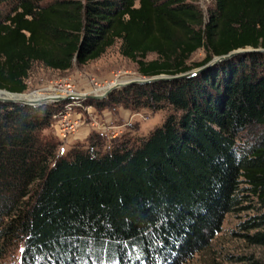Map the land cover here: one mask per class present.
Masks as SVG:
<instances>
[{
	"label": "trees",
	"instance_id": "trees-1",
	"mask_svg": "<svg viewBox=\"0 0 264 264\" xmlns=\"http://www.w3.org/2000/svg\"><path fill=\"white\" fill-rule=\"evenodd\" d=\"M118 41L141 76L185 73L264 48V0H212L206 16L196 0H0V89L22 93L34 63L69 70ZM62 103L0 101V260L184 264L231 214H245L239 234L264 250L263 52L93 103L171 109L145 136L94 129L60 153L44 131Z\"/></svg>",
	"mask_w": 264,
	"mask_h": 264
},
{
	"label": "rangeland",
	"instance_id": "rangeland-1",
	"mask_svg": "<svg viewBox=\"0 0 264 264\" xmlns=\"http://www.w3.org/2000/svg\"><path fill=\"white\" fill-rule=\"evenodd\" d=\"M196 3L206 16L212 6V0H196ZM119 45V41L115 42L99 58L89 61L85 65L74 64L65 71L50 69L40 63L33 64L26 80L27 89L22 92L23 94L27 96L33 94L35 99L57 96L56 91L69 84L74 94L83 95L78 99H69V102L75 103L71 112L72 118H76L79 122L78 129L73 133L61 135L58 122L63 116L59 115L52 121L50 128L44 131L58 137L61 142L60 153H65L74 144L86 143L92 132L100 131L102 128H107L106 131H110L108 134L111 137L115 135L112 138L125 133L131 137L145 136L150 130L161 125L166 116L172 112L171 109L131 111L121 106L112 109L95 108V104H93L95 101L106 99L112 92L123 87L113 89L100 99L87 98L89 95L105 93V89L114 86L116 82L143 77L137 71L136 65L120 54ZM204 56L205 52L203 48H200L191 55L188 63H198L203 60ZM153 57L154 54L148 56L149 59ZM48 103L51 102H46V104ZM88 104L94 106H88ZM107 126L112 127L109 129ZM245 218V214L228 215L221 232L210 246L184 264H245L247 261L238 258L246 255H253L255 259L264 264V250L247 243L245 238L239 234L242 231L239 228V223ZM18 261V253L14 251L13 255L1 259L0 264H17Z\"/></svg>",
	"mask_w": 264,
	"mask_h": 264
},
{
	"label": "water",
	"instance_id": "water-1",
	"mask_svg": "<svg viewBox=\"0 0 264 264\" xmlns=\"http://www.w3.org/2000/svg\"><path fill=\"white\" fill-rule=\"evenodd\" d=\"M263 52L264 53V48H243V49H238V50H234L231 51L230 53L226 54V55H222V56H215L212 60H210L206 65H203L201 67L198 68H194L191 69L185 73H181V74H177V75H166V74H160V75H154L151 77H137L135 79H131V80H127L124 82H119L118 84L109 87L107 89H105V93L101 94V95H89L87 98L89 99H100L102 97H104L105 95H107L108 93H110L113 89H117V88H121V87H125L127 85L133 84V83H138V84H148V83H152V82H156L159 80H172V79H178V78H182V77H188V76H192L195 75L196 73L205 70L209 67H211L212 65L216 64L219 61L222 60H226L227 58L234 56L236 54L239 53H245V52ZM2 94H7L8 96H4ZM23 93H16V92H10L7 91L5 89H0V101L2 102H7V103H23V104H29V105H39L42 103H46V102H57V101H61L62 99H66V98H80L83 95H68V96H52V97H47V98H42V99H38V100H27L25 98H22L21 95Z\"/></svg>",
	"mask_w": 264,
	"mask_h": 264
},
{
	"label": "built area",
	"instance_id": "built-area-1",
	"mask_svg": "<svg viewBox=\"0 0 264 264\" xmlns=\"http://www.w3.org/2000/svg\"><path fill=\"white\" fill-rule=\"evenodd\" d=\"M56 93L57 95H60V96H64V95L68 96V95L73 94V89L69 84H66L62 89H58ZM69 99H78V98L71 97V98L62 99L61 101H57V102H64V105L58 112H56L52 116L53 120L57 119L59 115L63 116V118L59 119V122H58L61 135L73 133L76 129H78V125H79L78 120L76 118H72L73 114L71 112V109L72 107L75 106L74 105L75 103L69 102ZM107 127L110 129L112 126H107ZM106 129L107 128H102L101 130L106 131Z\"/></svg>",
	"mask_w": 264,
	"mask_h": 264
},
{
	"label": "bare ground",
	"instance_id": "bare-ground-1",
	"mask_svg": "<svg viewBox=\"0 0 264 264\" xmlns=\"http://www.w3.org/2000/svg\"><path fill=\"white\" fill-rule=\"evenodd\" d=\"M118 83H119V82H116V84H118ZM116 84H114V85H116ZM107 88H109V87H107ZM107 88H106V89H107ZM73 94H74V93H73ZM75 94H76V95H79V93H75ZM75 94H74V95H75ZM2 95L6 96V97L8 96L7 94H2ZM21 97H22V98H25V99H27V100H38V99H35V97H33V94H30V95L28 94V96H27L26 94H22ZM53 97H54V96H53ZM44 98H47V97H44Z\"/></svg>",
	"mask_w": 264,
	"mask_h": 264
}]
</instances>
